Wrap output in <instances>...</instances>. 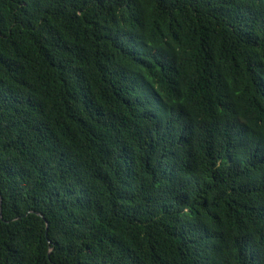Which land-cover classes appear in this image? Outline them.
<instances>
[{"label": "trees", "instance_id": "obj_1", "mask_svg": "<svg viewBox=\"0 0 264 264\" xmlns=\"http://www.w3.org/2000/svg\"><path fill=\"white\" fill-rule=\"evenodd\" d=\"M0 264H264V0H0Z\"/></svg>", "mask_w": 264, "mask_h": 264}]
</instances>
